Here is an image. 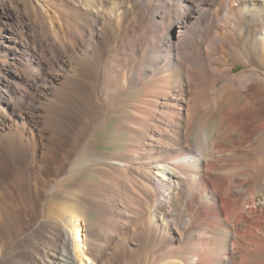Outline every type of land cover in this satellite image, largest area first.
Wrapping results in <instances>:
<instances>
[{
	"label": "bare ground",
	"instance_id": "obj_1",
	"mask_svg": "<svg viewBox=\"0 0 264 264\" xmlns=\"http://www.w3.org/2000/svg\"><path fill=\"white\" fill-rule=\"evenodd\" d=\"M69 1L87 22L26 20L33 47L0 7V178L24 187L39 233L63 183L99 176L79 185L93 225L65 213L26 264H264V0ZM83 118L118 119L125 151L97 148ZM26 129L49 140L39 157Z\"/></svg>",
	"mask_w": 264,
	"mask_h": 264
},
{
	"label": "rangeland",
	"instance_id": "obj_2",
	"mask_svg": "<svg viewBox=\"0 0 264 264\" xmlns=\"http://www.w3.org/2000/svg\"><path fill=\"white\" fill-rule=\"evenodd\" d=\"M58 1L59 0H39V2L35 0H0V7L3 5L8 9L10 13L3 18L8 25V28L13 32L19 34L21 38H23L26 45L29 44L28 46L33 47L35 45V39L32 35L30 36V34L27 32L28 30H26L25 28L26 20L37 19V23H39V25H46V17L48 15L54 16V12L59 8L64 11L65 18L68 21H71V18H74L73 20L80 25L87 22V18L85 17V15L82 12H77L73 7V4L69 0H66L65 3H60ZM40 12L41 14H39ZM42 13L45 15H42ZM54 52L55 51L53 49L48 48V56L55 59L57 57V53ZM245 69L246 67L244 65L239 64L235 67V73L237 75H240ZM29 101H31V97L29 98ZM84 119L86 118L82 119V123L84 124L88 121L90 125L88 129L91 133H94L93 140L95 138L98 139V141L95 142L97 148L113 153L125 151L122 146H118L116 144L126 143L127 140L124 138L111 136L117 134L116 122L118 121V119H116L109 125V127H111L109 130H103L102 128L98 127L99 122L95 123L93 126V124H91L89 120ZM36 120L42 122L43 117L39 116L36 118ZM96 127H98V130L93 131ZM24 136L29 143L28 145L30 151L34 152L36 150L37 157L40 156L41 150H43L44 148L43 143L49 144V140L42 139L40 133H37L35 134V136H33L31 132L28 131V129L24 131ZM5 143V147L11 159L8 166L9 170H11V174H23V165L16 161H13L14 153L12 143L10 141H6ZM54 178L55 176H50V179ZM98 179L99 176L96 173V167H93L90 171L86 172V174H78L77 177H74L72 180L63 183L62 187H60L59 190L53 195V201L57 205V208L55 210L47 209V211L43 215H41L39 211V220H41L42 229H45V231H47H39L38 233L37 230L38 228L39 230L41 229L40 226H37L36 223L34 224L31 220V217L26 215V211L29 210L28 204L30 197L28 194H26L24 187L16 186L17 192H14L11 189L12 183L8 180H3L2 178H0V200L3 201L4 199L8 201L13 208L12 211L10 210V214L12 217L10 224H8L4 219H0V264H26L27 259L30 255L38 253L36 248L31 245V241L39 238L40 242V239L43 235L47 236L49 239L55 238V229L62 228V216L67 212H79L80 214L85 216L84 218L86 219L87 224L93 225L94 220L97 218V216L92 208L87 206L84 202V193L81 191V188H79V185H81V180L94 182ZM3 187L8 189L10 188L9 191L11 196H9V194H6L2 190ZM13 197L14 199H12ZM0 212L2 213L1 207ZM12 236L13 239H9V242L8 240H3L5 237L11 238ZM51 247L52 245L46 246L48 250L54 251V247ZM60 247H62V245H60ZM42 249V245H39V251ZM108 258L118 259L120 261V264H134V262L131 261L129 257H125L123 255H120V257L117 258L115 257V255H112Z\"/></svg>",
	"mask_w": 264,
	"mask_h": 264
}]
</instances>
